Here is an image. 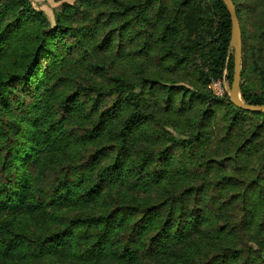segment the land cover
I'll return each instance as SVG.
<instances>
[{"label":"trees","instance_id":"1","mask_svg":"<svg viewBox=\"0 0 264 264\" xmlns=\"http://www.w3.org/2000/svg\"><path fill=\"white\" fill-rule=\"evenodd\" d=\"M232 1L263 105L264 0ZM230 31L221 0H0V264H264V113L207 89Z\"/></svg>","mask_w":264,"mask_h":264},{"label":"water","instance_id":"2","mask_svg":"<svg viewBox=\"0 0 264 264\" xmlns=\"http://www.w3.org/2000/svg\"><path fill=\"white\" fill-rule=\"evenodd\" d=\"M230 16L231 31L229 47L233 51V74L230 88L226 89L229 101L236 108L250 113H264L263 105H250L245 102L241 95V63H242V40L239 21L236 14L235 5L232 0H221ZM230 55L228 56V58Z\"/></svg>","mask_w":264,"mask_h":264},{"label":"rangeland","instance_id":"3","mask_svg":"<svg viewBox=\"0 0 264 264\" xmlns=\"http://www.w3.org/2000/svg\"><path fill=\"white\" fill-rule=\"evenodd\" d=\"M35 10L43 11L49 21L53 24L55 13L61 10L63 3L73 4L74 0H29ZM233 54V51L231 55ZM231 82L224 79L212 82L207 86V89L217 97H222L226 93V89L230 88ZM251 121V119L249 120Z\"/></svg>","mask_w":264,"mask_h":264}]
</instances>
